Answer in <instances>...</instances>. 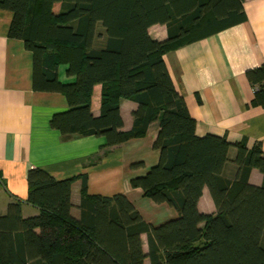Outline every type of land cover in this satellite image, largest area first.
I'll return each mask as SVG.
<instances>
[{"label":"trees","instance_id":"trees-1","mask_svg":"<svg viewBox=\"0 0 264 264\" xmlns=\"http://www.w3.org/2000/svg\"><path fill=\"white\" fill-rule=\"evenodd\" d=\"M0 9L13 13L9 37L22 39L33 53L34 89L67 98L69 109L51 120L63 136H104V147H114L158 123L153 147L159 163L131 184L179 212L155 226L124 194H89L84 176L76 219L74 178L59 180L34 167L27 175V201L40 212L24 217L17 200L0 215V264H145L146 258L151 264H264L262 142L249 148L246 138L233 144L225 135L198 136L165 59L180 46L245 22L244 0H0ZM155 24L167 26V39L150 36ZM62 65L73 81L60 79ZM246 76L256 94L253 103H261L264 63ZM97 84L102 104L95 116ZM121 97L138 103L130 130L123 129ZM232 146L237 153L231 160ZM229 161L237 166L233 178L225 174ZM254 168L263 174L261 185L249 180ZM205 187L215 214L199 211Z\"/></svg>","mask_w":264,"mask_h":264},{"label":"crops","instance_id":"crops-1","mask_svg":"<svg viewBox=\"0 0 264 264\" xmlns=\"http://www.w3.org/2000/svg\"><path fill=\"white\" fill-rule=\"evenodd\" d=\"M248 19L207 38L185 44L165 55L171 75L196 119V134L227 136L231 143L247 139L248 147L260 141L264 150V94L256 98L246 71L264 63V0H244ZM13 13L0 9V215L11 202L20 200L22 215L29 217L40 210L27 201L28 171L40 167L56 179L74 178L72 215L79 219L83 177L91 195L124 194L143 218L158 226L179 216L167 203H156L131 179L146 174L159 163L160 151L153 143L159 131L154 122L146 135L114 147H104V136L72 135L65 137L52 125L58 111L69 109L60 92L37 91L33 87V53L22 39L9 37ZM153 39L168 38L165 24L149 28ZM66 65L60 67L63 82ZM102 84L94 87L91 109L101 112ZM123 129L130 130L138 103L132 98L119 100ZM235 146L229 152L232 160ZM135 165V166H134ZM237 166L229 161L225 174L233 178ZM250 182L261 185L263 174L251 171ZM199 211L215 214L217 208L208 187L198 203ZM203 226V224H202ZM143 250L149 252L147 234L141 235ZM145 264H151L149 258Z\"/></svg>","mask_w":264,"mask_h":264},{"label":"built area","instance_id":"built-area-1","mask_svg":"<svg viewBox=\"0 0 264 264\" xmlns=\"http://www.w3.org/2000/svg\"><path fill=\"white\" fill-rule=\"evenodd\" d=\"M254 89V88H253Z\"/></svg>","mask_w":264,"mask_h":264}]
</instances>
